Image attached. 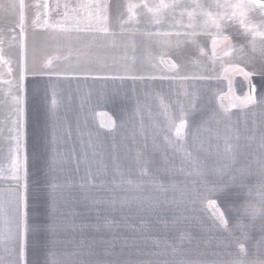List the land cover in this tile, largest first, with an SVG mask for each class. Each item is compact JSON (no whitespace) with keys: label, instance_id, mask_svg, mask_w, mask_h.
Segmentation results:
<instances>
[{"label":"crops","instance_id":"0c3cea01","mask_svg":"<svg viewBox=\"0 0 264 264\" xmlns=\"http://www.w3.org/2000/svg\"><path fill=\"white\" fill-rule=\"evenodd\" d=\"M215 1L198 3L207 7ZM23 2L21 10L20 0H0V235L4 237L0 257L6 264H233L240 259L253 264L264 260V244L258 245L264 235V216L245 213L248 207H264V104L259 103L264 97L260 51L264 41L256 37L254 52L252 35L238 18L229 19L219 33L228 40L217 43L214 55L212 42L218 30L199 9L189 19L194 0H180L179 7L155 14L148 8H157L161 0H99L108 5L107 33L55 28L64 23L65 3L75 7L84 0ZM130 5L134 7L129 9ZM248 20L261 23L256 12H250ZM25 48L28 75L18 90ZM48 60L51 65L46 68ZM170 64L179 71H170ZM236 77L247 83L243 98L236 97ZM253 89L257 103L244 107L242 102ZM17 95L22 99L20 158L28 185L24 260L9 254L18 244L8 238L17 223L16 186L23 182L9 178L17 118L12 98ZM181 109L187 121L184 140L176 137L170 124H180ZM172 162L178 195L186 197L177 204L179 213L193 217L190 239L64 235L59 230L62 225L54 220L62 206L57 210L56 204L45 200L63 195L57 189L72 186V179L81 184L82 171H93L92 165H102L101 170L96 168L100 174L104 164H140L149 174L147 164ZM67 180L70 183L64 185ZM209 201L224 214L228 230L213 215ZM53 224L54 237L49 232Z\"/></svg>","mask_w":264,"mask_h":264},{"label":"rangeland","instance_id":"374dc122","mask_svg":"<svg viewBox=\"0 0 264 264\" xmlns=\"http://www.w3.org/2000/svg\"><path fill=\"white\" fill-rule=\"evenodd\" d=\"M163 1L167 4L174 2ZM224 1L219 0L220 3ZM217 10L223 12V8ZM147 165L151 169L149 174H144L143 165L121 163L104 164V171L100 174L96 171L101 170L102 165H92L95 167L93 171L83 170L80 177L73 175L82 178L81 184L72 179V186L57 189L63 191V195H50L45 199L48 204H56L57 210L62 206L54 216L56 225H62L59 230L64 231V235L93 236L191 234L193 217L180 214L177 207L178 202L186 201V197L179 196L175 186V162ZM70 182L67 180L63 184ZM186 209L189 210L190 206ZM41 230L44 231L43 227Z\"/></svg>","mask_w":264,"mask_h":264},{"label":"snow or ice","instance_id":"6c2138e0","mask_svg":"<svg viewBox=\"0 0 264 264\" xmlns=\"http://www.w3.org/2000/svg\"><path fill=\"white\" fill-rule=\"evenodd\" d=\"M180 6V0H174L172 4L164 3L163 0H161L160 5L157 8L149 7L148 10L150 12H153L154 14L160 11L161 9L166 8H176ZM19 7L21 10L24 9L25 5L23 0H20ZM57 7H59V3L57 4ZM64 23L58 24L55 26L56 29L62 32H68V31H100L107 33V9L108 5L107 3H101L99 0H84V2L78 4L77 6L73 7L72 5L65 3L64 4ZM134 7L133 5L129 6V9ZM145 7H148L146 4ZM215 7L217 9L223 8L225 9L224 13H216L214 14L210 8ZM196 9H199V14L203 15L207 18V21H209L213 26H215L218 30V36L213 39V54L215 55V49L216 45L220 40L227 41L228 37L220 35L221 31V25L233 18H238L242 25L245 28V32L250 33L252 35L251 40V47L252 50L255 52L257 50V44H256V37H259L261 41H264V0H235V2H231V0H225L224 3H220L219 0H216V3L214 5L205 6L201 3L195 2L194 0V7L192 11H188L187 15L189 16V19L191 20L193 16L196 14ZM250 12H256L261 17V23L260 24H252L248 20V14ZM79 13H85V15L81 16ZM182 15L185 14L184 12L181 13ZM23 12H21V31H23ZM159 22V21H157ZM189 27H193V24H189ZM49 27H52V25H49ZM177 35H180V33H176ZM196 33H192V35H195ZM164 35H171V33H164ZM241 52H243V49H240ZM260 51L262 54H264V47H261ZM230 54V53H228ZM164 62L163 60L161 61ZM51 60L46 61L45 67H50ZM170 71H176L178 72V66L176 64H170L169 65ZM239 71H243L242 69H238ZM28 75L27 70V60H26V48L24 50L23 54V60L21 64V75H20V81L17 84L18 90L22 88V82ZM245 75H248V73H245ZM187 78V77H184ZM254 89L253 94L246 97L245 100L242 102L244 107H247L249 104H256L257 99L254 95ZM13 103L16 105V112H17V118L13 121V131L16 132L15 136V148H14V158L12 162V166L10 169V177L13 180L16 181H23L22 183H18L16 188V205H17V223L15 226V231L9 230L8 238L14 239L17 241L18 247L9 250V254L15 253L19 259L24 260L25 254H26V248H27V235L29 233V224H28V212H27V173L26 169L22 170L21 165V158H20V141L22 137V131H21V123H20V114L22 113V109L20 108V104L22 103V99L17 95L13 96ZM259 103L264 104V97H261ZM53 106H55V100H53ZM165 109V112L167 113V106L162 105ZM170 124H172L175 127V134L176 137L180 140H184V131L187 128V121L184 116L183 109H181V121L180 124L177 126L174 124L173 121H170ZM167 140V137H165ZM171 143V141H169ZM182 151L185 152V155L188 157H191V153L187 152L186 149L181 148ZM228 152H231V148L227 149ZM55 159L53 160V163H55ZM261 166L264 167V160L261 161ZM23 171V175H22ZM197 174L200 173L197 171ZM222 174V172H221ZM243 174V173H242ZM52 187L55 189L57 186L55 184L52 185ZM209 206L213 208V215L216 217V219L219 221L220 225L223 226L225 230H228V222L224 218V214L219 211V209L216 207L214 201L208 202ZM245 213L247 215H251L253 218H255L257 215L264 216V207L261 208H254V207H248L245 209ZM240 227H244L242 224ZM49 232L52 237L55 236L56 233V227L55 224L50 226ZM262 232H264V229H262ZM4 237L0 235V242H3ZM181 240L184 239H190V236L188 234H184L180 238ZM52 243H55V240H51ZM264 244V235H262L261 240L258 242V245ZM240 252L242 255H245V249L241 246ZM0 264H6V261L4 257H0ZM51 264H55V261H52ZM233 264H249L248 261L244 259L236 260L233 262ZM253 264H264V260H259L256 262H253Z\"/></svg>","mask_w":264,"mask_h":264},{"label":"water","instance_id":"95a60500","mask_svg":"<svg viewBox=\"0 0 264 264\" xmlns=\"http://www.w3.org/2000/svg\"><path fill=\"white\" fill-rule=\"evenodd\" d=\"M234 90L239 98H243L247 93V83L243 77L234 79Z\"/></svg>","mask_w":264,"mask_h":264}]
</instances>
